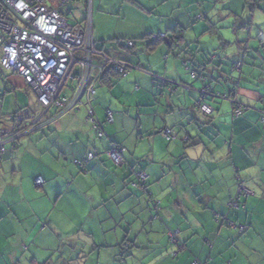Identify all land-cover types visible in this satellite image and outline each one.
Listing matches in <instances>:
<instances>
[{
  "label": "crops",
  "instance_id": "0c3cea01",
  "mask_svg": "<svg viewBox=\"0 0 264 264\" xmlns=\"http://www.w3.org/2000/svg\"><path fill=\"white\" fill-rule=\"evenodd\" d=\"M77 7L82 24L85 9ZM90 7L95 48L120 57L117 40H137L135 54L124 57L134 69L98 84L93 112L100 121L111 113L108 138H95L80 108L6 144L0 264H264V0L253 10L220 11L219 21L233 19L227 27L213 21L205 0H91ZM177 30L179 48H170ZM151 34L166 39L147 48ZM184 48L220 65L214 93L229 95L224 74L232 73L241 117L222 99L209 101L210 118L196 111L208 83L193 78ZM235 56L243 63L232 71ZM2 85L0 126L37 111L23 79ZM164 130L176 131V140L166 143ZM114 144L124 150L118 168L106 155ZM89 152L96 157L80 171L74 163ZM238 181L250 194L233 209Z\"/></svg>",
  "mask_w": 264,
  "mask_h": 264
},
{
  "label": "built area",
  "instance_id": "2783aa9c",
  "mask_svg": "<svg viewBox=\"0 0 264 264\" xmlns=\"http://www.w3.org/2000/svg\"><path fill=\"white\" fill-rule=\"evenodd\" d=\"M74 1L77 0H0V72H11L21 77L46 110L51 107L66 112L78 110L83 93H94L92 81L89 84L94 71L89 61L97 53L90 31L91 0H87L84 27L70 24L63 17L67 5ZM100 56L104 64L113 63L102 53ZM116 65L120 72L124 71V65ZM78 68L79 75L74 78L72 73ZM68 81L75 82V87H68ZM64 91H69L70 95ZM200 111L205 115L211 114L207 105H202ZM239 114L237 112L236 115ZM87 119L95 124L91 107L88 108ZM106 121L112 122L110 112H107ZM7 123V127L0 126V156L5 153L6 144L16 142L19 132L28 135L38 127L33 117L26 116ZM162 136L166 140L175 139L171 130L163 131ZM122 152L113 148L107 153L115 167L123 163ZM139 180L144 181L142 176ZM42 184V178L35 180L36 187ZM240 191L250 194L242 185Z\"/></svg>",
  "mask_w": 264,
  "mask_h": 264
},
{
  "label": "trees",
  "instance_id": "16d2710c",
  "mask_svg": "<svg viewBox=\"0 0 264 264\" xmlns=\"http://www.w3.org/2000/svg\"><path fill=\"white\" fill-rule=\"evenodd\" d=\"M245 1H246L245 5L249 8V10H253L256 7V4H257V2L259 0H245ZM78 4H81V7L83 8L82 10L85 9L84 20H83L82 24H79V23L75 22L74 25H79V26L84 27L87 0H77V1H74V2H71L70 4H68L66 13L63 14V17L67 20L66 16L71 15L73 11H79V10H77ZM248 25H249V23H242L241 28H246V27L248 28ZM90 31H91V29H90ZM177 32H178V34L173 40H171V41L168 40L170 48H172V47H174L176 49L179 48V44H178L179 40H180L179 33H181V31L177 30ZM160 36H163V37H160ZM257 38L260 41V43L263 42L262 34H259ZM164 39H166V35L165 34H151V35L148 36L146 47L149 48L150 46H154V45H156V43L161 42ZM137 42H138L137 40H131V39H119V40H117V46H118V49H120L119 51L121 52V54H120V57H112V56H109L108 54H106L105 52H103L102 50L101 51L97 50L95 48V41H94V39L92 37V43H93V46H94L95 50L97 51V53H96V55H94V57H91V59L89 61L90 65L92 66V68H94L93 69L94 71H93V74L91 76V79H89V84L92 81V90H93L94 93L92 95H87V93H83L82 97L80 98V104H82V105L78 109L85 108V109H87V112H88V108L91 107V109L93 111V101H94L95 96H96V91H97V89L99 87L98 84L101 83V82H103V84L104 83H108L109 82L108 81L109 80L108 77H110V76L111 77L112 76L113 77L117 76V77H120V78L125 77V75L127 74V72L129 70L134 69V66L129 64L128 59L124 60V57L128 56L129 54L132 55V56H133V54H135V51L138 48L137 47ZM128 43H131V46H129ZM219 49H220V47H219ZM240 49H241V47H240ZM242 50L246 51L245 48H243ZM213 52H216V51H213ZM101 53L104 56H106L107 58H109V60H112L113 63L104 64L103 63V59L100 56ZM181 54L184 55V58H185L184 61L186 62V64H188V67L191 68V70H192L191 74H192L193 78L194 79L198 78V79L202 80L203 84H205L206 81L208 83V84L204 85L198 92L199 101L195 105L196 111L199 112L203 117L210 118L212 116V113H213V108L210 106L209 101H211V100L215 101L216 99L217 100L222 99V100L227 101L228 104L230 105V107L232 108V117L233 118L241 117L243 115L244 111H245V108L237 100V91H238L237 82L238 81L235 78L231 77L232 73L231 72H230V74L227 73L228 75L226 73L224 74V75H226V78H225L224 82H228L229 81L231 83V87L232 88L230 90L229 95L223 97V96L220 95V93H214L213 89H212V86L219 85V81L217 80V77H214L212 75V73L213 72L215 73V70L220 67L219 64L218 65L216 64L217 66L215 64H209L210 62H212V60H211V55L212 54H210V53L206 54V58L205 59L204 58H199L197 50L188 49V48L181 49ZM114 62L119 63L121 65H124L125 66L124 71L120 72L119 68L117 67L116 63H114ZM231 62L232 63H231L230 67H231V69H233L232 71H236L238 69L237 65L239 66V69L242 66L243 59L240 60V58H238V56H235V59L234 60L232 59ZM209 65H213V66L210 68V67H208ZM222 73L223 72H220V74H222ZM78 75H79V68L74 70V72L72 73V76L74 78H76ZM67 86L68 87H75V82L68 81ZM64 92H65L66 95H68V96L70 95L69 91L68 92L64 91ZM0 94H1V89H0ZM32 94L34 95L35 102L37 103V111L33 112V111L29 110L27 113H26V111H20V112L16 113L12 117V120H16L18 115H21L23 117L24 116L33 117V119L35 121H37L36 124H38L37 125L38 127H37L36 130L40 131L44 126H46L48 123H50L51 120L54 121L55 119H57V118L65 115L66 113H68V112H66V110L61 109V108H56V107H51L48 110H46L44 107H42V105L39 104L35 94L33 92H32ZM88 104H90L91 106H89ZM202 105H207L211 109V114L210 115H205V114H203L200 111V107ZM74 111H76V110H74ZM74 111H72V112H74ZM237 112L238 113L240 112V114L236 115ZM106 118H107V116H105V119L103 121H100V120H98L95 117V114L93 112V119L95 121V124L90 122V126H91L92 131L94 132L95 138L98 139V140L108 138L107 134L105 132V129H104L105 126L109 125V123L106 121ZM262 118H264V114L261 116V120H260L261 125L264 126V124L262 123ZM111 124H112V122H111ZM29 134H31V133H29ZM21 136H25V135L24 134L23 135L22 134L19 135V137L16 139V142ZM16 142L13 143V144H16ZM113 148L116 149V150H123V148H121L120 146L114 144V145L111 146V148L108 151H111ZM108 151L106 152V155H107ZM4 154H2L0 156V160L3 158ZM122 154H123V152H122ZM88 156H91V159H88ZM95 157H96V155H95L94 152H89V153L86 154L85 159H83L81 161L80 160L75 161L74 165L80 171H84L85 165L88 162L93 161L95 159ZM122 158H123V156H122ZM34 184H35V182H34ZM139 184L141 185V184H143V182H139ZM241 185L248 192H250L244 186V184L242 182L238 181L237 182V187H238L237 195H236V197L233 200L230 201V207L233 208V209L237 208L238 199L240 198V196H247V195H245L244 191H240V186ZM41 187L42 186H40L38 188H41ZM45 264H47V263H45Z\"/></svg>",
  "mask_w": 264,
  "mask_h": 264
},
{
  "label": "rangeland",
  "instance_id": "374dc122",
  "mask_svg": "<svg viewBox=\"0 0 264 264\" xmlns=\"http://www.w3.org/2000/svg\"><path fill=\"white\" fill-rule=\"evenodd\" d=\"M240 1H241V4H238V2L236 0H231L230 3L227 4L225 0H205V2L207 4L208 11H210L209 14H211L210 16L213 17V14L215 15V18H213V21L217 22L218 25L222 26V27L230 26L233 23V19L231 20V18H230V19H223L222 21H219L220 17L218 15L220 14V11H223L225 9L243 10L244 7L246 8V10H249V8L247 6H244L246 1H242V0H240ZM221 2H224V4H222ZM215 11H216V13H215ZM81 17H82V13L79 11L78 12L73 11L71 15L66 16L67 22L71 23L73 25L75 24V22H79L81 20ZM222 32H226V31L223 30ZM202 50L205 51L204 49H202ZM10 79L22 80L17 74H14L11 72H4V71L0 72V85H1V87L3 86L2 84L7 83L8 81H10ZM173 132H174V134L176 133V131H174V130H173ZM164 140L166 143H172L173 142V140L170 142H169V140H166V139H164ZM116 168H118V167H116Z\"/></svg>",
  "mask_w": 264,
  "mask_h": 264
}]
</instances>
